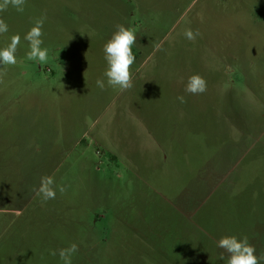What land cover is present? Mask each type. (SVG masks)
<instances>
[{
    "label": "rangeland",
    "instance_id": "1",
    "mask_svg": "<svg viewBox=\"0 0 264 264\" xmlns=\"http://www.w3.org/2000/svg\"><path fill=\"white\" fill-rule=\"evenodd\" d=\"M45 15L48 59L30 61ZM0 18V49L21 37L0 64V264H63L72 243V264H227L226 235L264 254V0H26ZM117 25L136 35L123 92L96 84ZM45 176L65 191L42 202Z\"/></svg>",
    "mask_w": 264,
    "mask_h": 264
},
{
    "label": "clouds",
    "instance_id": "2",
    "mask_svg": "<svg viewBox=\"0 0 264 264\" xmlns=\"http://www.w3.org/2000/svg\"><path fill=\"white\" fill-rule=\"evenodd\" d=\"M26 0H0V13L7 11L9 7L14 8L17 12L23 13ZM46 15L38 18L34 25L24 36L28 42L29 51L26 53L27 59L30 61H39L45 63L48 59V49L42 47L44 41L43 25ZM117 30L111 38L104 44L103 52L107 64L104 72L105 79H97L96 84L101 90L107 86L118 88L120 91H126L133 87L132 65L135 63V55L132 47L136 42L134 30L126 28L123 25H117ZM8 24L3 18H0V35L7 33ZM184 35L189 40H195L199 31L188 29ZM21 37L14 34L10 37V42L6 47L0 49V64L15 65L17 63L16 52L20 44ZM160 45H157L159 49ZM207 90L206 80L199 74H194L188 78L185 85V93L191 95L203 94ZM181 103L186 102L184 96H178ZM57 189L63 193L64 186L56 185L52 177H41L40 186L36 189L37 195L41 196L42 202L55 199ZM217 247L222 250L221 259L227 258V264H261L264 261V254L257 255L256 248L252 245L247 237L238 238L235 235H226L221 237L217 242ZM78 251V245L72 243L66 248L52 252V255H59L63 264H72V256Z\"/></svg>",
    "mask_w": 264,
    "mask_h": 264
}]
</instances>
